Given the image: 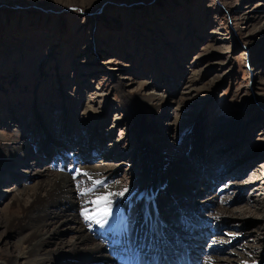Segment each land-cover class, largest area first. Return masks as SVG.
I'll use <instances>...</instances> for the list:
<instances>
[{
    "label": "rangeland",
    "instance_id": "374dc122",
    "mask_svg": "<svg viewBox=\"0 0 264 264\" xmlns=\"http://www.w3.org/2000/svg\"><path fill=\"white\" fill-rule=\"evenodd\" d=\"M18 131L27 159L0 163V258L18 254L31 212L11 200L41 159L69 177L73 212L95 242L112 235L82 215L96 195L126 187L112 197L117 226L140 235L142 203L162 184L178 247L264 263V0H0V157ZM195 215L210 234L200 245L180 226ZM70 236L58 226L45 244Z\"/></svg>",
    "mask_w": 264,
    "mask_h": 264
},
{
    "label": "bare ground",
    "instance_id": "6f19581e",
    "mask_svg": "<svg viewBox=\"0 0 264 264\" xmlns=\"http://www.w3.org/2000/svg\"><path fill=\"white\" fill-rule=\"evenodd\" d=\"M142 134L143 136L147 134L146 132L144 133V129ZM11 137L14 142L8 139L10 147L7 148V154L0 157V163L6 161L7 158H11L14 162L19 159H27L24 155L26 153V147H22L21 145L23 144L21 142L19 143L20 132H13ZM2 144L3 142L0 146ZM27 151V155L29 156L31 151L30 149H27ZM39 163H43L41 159L38 160L34 166L31 164V166L27 168L29 173L33 174V181L28 187L26 185L19 190L17 189L16 195H13V200H11L17 203H27L25 204V208L29 207V211L31 212L30 222L23 224L22 230L24 234L19 238V242H17L18 254L0 258V264H51L56 258H74L77 263L83 261L85 264H118V262H122L121 264H186V257H188L193 264H226L224 261L227 260L221 257H215L213 254L201 258L204 253L199 251L196 252L195 255H192V252H190L187 246L180 248L175 244L172 234H170L171 238L170 236L168 237L169 233H171V228H167V225L173 222L176 224L177 221L167 214L165 207V204L173 199L171 193L166 192L167 188H163L162 190L167 193L166 197L158 196L161 190L158 194L157 188L162 184L158 185L157 188L152 187L148 194L149 197L142 203L145 212V229L143 230L145 232L139 235L136 228L133 229L134 232H132L130 228L132 233L122 235L117 226V221L118 218H121V214L117 213V210L114 209L115 219L113 218L112 221L106 224L108 225L106 228L112 233L111 237L106 238L107 242L93 241L89 234H87L83 224L78 221L79 218H77V215L73 212L74 209L78 207V202L73 196V188L69 177L64 174L51 172L45 168L43 164L41 167H38L40 166ZM85 169L87 172L92 173L98 170V168L95 169L94 167H85ZM204 175H206V173ZM164 181L167 182V187L170 190L179 188L178 183L173 184L174 180L171 181L170 179H166ZM196 182L198 181L196 180ZM203 185L206 186L204 183ZM208 186L209 185H207L206 188H209ZM115 191H117V185L114 184L110 187V192L115 193ZM177 192H180L181 196H183V193L186 192V188L181 187ZM157 200L158 205L155 204ZM179 201H181V203L183 202L182 200ZM58 202L59 204L63 203L65 205V212L61 214L54 211L50 212L49 208H51V206L56 207ZM215 209L221 208L217 207ZM130 215L131 214L125 213L124 217L127 216V218H129ZM195 218L200 221L192 222L183 218L180 222L182 230L186 229L188 226H192L191 234L187 233L185 235L186 238H192L190 245H200L198 243H203L204 237H210L209 232L202 229L206 220L201 221L204 219L198 218V216ZM178 224L175 226L178 227ZM58 226H63V228L70 230L72 236L65 241L58 240L59 242H55L56 244L54 247H50L45 244V239L48 234ZM179 229L180 228L177 229V232ZM172 232L174 231L172 230ZM177 232L175 231L174 233ZM115 234L117 235L116 238ZM167 239L172 246L169 248L172 254L171 256L168 251ZM139 248L145 251L144 256L141 252L139 254L136 253ZM125 251H129L130 254L128 253L126 256ZM109 252H112V254L113 252L116 253L117 259L112 261L108 255ZM150 253H154V255ZM156 255L160 256L156 257ZM257 263L264 264L263 262Z\"/></svg>",
    "mask_w": 264,
    "mask_h": 264
},
{
    "label": "snow or ice",
    "instance_id": "6c2138e0",
    "mask_svg": "<svg viewBox=\"0 0 264 264\" xmlns=\"http://www.w3.org/2000/svg\"><path fill=\"white\" fill-rule=\"evenodd\" d=\"M78 171V170H77ZM91 179V177H89ZM103 182L100 180H96L93 182V187L82 189L80 191V195L86 196L89 193H95L97 186H100ZM128 189L125 187L123 191L118 193L108 192L104 195H96L95 199L91 201L93 205V209L89 211V209L85 208L82 210V215H84L86 220L95 221L98 224H106L108 223V218L113 214V201L112 197L114 195L123 196Z\"/></svg>",
    "mask_w": 264,
    "mask_h": 264
}]
</instances>
